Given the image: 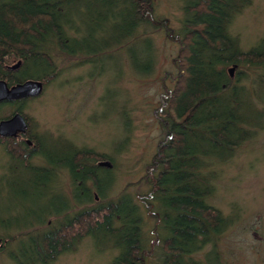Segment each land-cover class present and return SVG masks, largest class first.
Segmentation results:
<instances>
[{
	"label": "trees",
	"instance_id": "trees-1",
	"mask_svg": "<svg viewBox=\"0 0 264 264\" xmlns=\"http://www.w3.org/2000/svg\"><path fill=\"white\" fill-rule=\"evenodd\" d=\"M187 3L184 27L176 33L168 18H156L154 0H0V79L9 85L30 78L51 82L57 76L54 46L70 56L91 54L100 48L102 38L98 39L96 33H107L111 44L120 45L122 38L111 39L119 31L118 21L121 37H131L139 24H146L165 30L168 38L180 45L173 60L177 68L174 84L164 83L166 92L159 103V111L165 115L161 124L166 137L159 140L143 176L132 183H143L148 191L133 195L125 190L105 205L96 202L93 208L71 216L64 210L60 214L65 220L47 232L33 231L35 236L20 248L11 246L14 237L3 236L0 257H8L13 264H51L76 249L85 237H94L118 250L111 264L223 263L215 243L206 251L205 259L200 258L232 221L210 202L218 179L213 165L228 160L239 145L264 128V110L253 109L251 103V96L256 98L257 92L247 83L239 84L240 74L234 81L228 67L264 65V40L244 51L229 29L234 16L251 0ZM100 8H109V14ZM91 10L99 19L95 26L90 22ZM76 17L81 18L78 23ZM80 33L85 35L83 41ZM67 39L69 43H65ZM91 41L96 47H91ZM148 42L141 41L149 51L152 45ZM144 57L152 63L151 69L152 57ZM13 60H22L19 68L10 67ZM15 102L4 101L0 107ZM76 156L82 182L78 197H90L92 191L86 184L92 179L100 190L94 168L107 156L92 150H78ZM88 161L94 164L85 165ZM45 194L39 199L41 203ZM56 206L53 203L42 209L47 214L58 211ZM146 215L156 219L151 230L147 229ZM96 246L98 252L103 248Z\"/></svg>",
	"mask_w": 264,
	"mask_h": 264
},
{
	"label": "rangeland",
	"instance_id": "rangeland-1",
	"mask_svg": "<svg viewBox=\"0 0 264 264\" xmlns=\"http://www.w3.org/2000/svg\"><path fill=\"white\" fill-rule=\"evenodd\" d=\"M154 2L156 18H168L176 33H180L187 18V0ZM99 10L108 13L109 8ZM91 11L90 22L95 26L99 19ZM106 20L102 19V22ZM117 27L119 31L111 39L118 41L122 38L121 44H111L107 33L105 36L96 33L98 39L102 38L100 48L91 54L82 52L70 56L54 46L52 53L57 76L47 82L42 94L20 104L35 130L44 135L46 144L65 138L74 142L78 150L98 152L107 156L104 160L112 162L110 170L104 166L94 168L101 191L97 192L94 180L90 179L86 187L91 189L92 195L78 197L79 212L96 205L95 193L101 205L103 198H116L125 190L133 195L147 192L148 188L143 183H132L143 176L145 166L156 153L159 140L166 137L161 124L165 115L159 111V103L166 92L164 83L168 86L174 84L177 68L173 60L180 45L168 38L165 30L153 29L146 24H139L128 38L121 37L119 21ZM229 29L239 40L242 50L258 46L264 40V0H251L234 16ZM147 40L152 45L149 51L141 43ZM90 43L91 47H96L92 41ZM146 54L153 59L151 69L152 63L144 57ZM12 62L10 66L17 63L15 60ZM149 69L148 73L145 72ZM30 70L34 69L30 67ZM239 74L240 80L237 79ZM233 77L234 81L247 83L257 92L256 98L251 96L252 108L264 110V65L241 64ZM17 106H1L0 119L10 116ZM67 149H61L59 153ZM93 164V161L85 162L87 166ZM213 166L217 169L218 179L210 202L222 209L232 221L200 254V258L204 260L206 251L215 243L222 264H264V128L256 130L254 136L239 145L228 160ZM82 192L83 188L79 189L80 195ZM70 193L65 192L66 195ZM17 198L10 195L2 200L3 211ZM145 218L147 229L151 230L156 219L152 215ZM96 244L103 247L100 252ZM116 254L118 250L110 244L85 237L76 249L61 255L51 264H111ZM9 260L2 256L0 264H13ZM150 264L154 263L151 261Z\"/></svg>",
	"mask_w": 264,
	"mask_h": 264
},
{
	"label": "flooded vegetation",
	"instance_id": "flooded-vegetation-1",
	"mask_svg": "<svg viewBox=\"0 0 264 264\" xmlns=\"http://www.w3.org/2000/svg\"><path fill=\"white\" fill-rule=\"evenodd\" d=\"M82 35L80 33L79 36L83 41L85 35ZM69 40H65V43H69ZM20 101L12 104L18 106L10 117L18 112L23 113ZM26 118L28 127L25 132L14 136L0 135V231H3L0 240L6 235L14 237L11 241L14 248H20L21 243L25 246L26 241L35 236L32 235L35 234L33 231L47 232L59 225L66 219L64 210L69 212L66 216L77 214L78 186L82 184L77 168V145L65 138L46 144L44 135L35 130L28 116ZM61 149L67 150L59 153ZM68 191L71 193L66 195ZM43 193L46 196L41 203L39 199ZM10 195L18 198L9 202V207L3 211L1 201ZM95 197L99 202L96 193ZM53 203L59 210L46 214L42 208L51 207Z\"/></svg>",
	"mask_w": 264,
	"mask_h": 264
},
{
	"label": "water",
	"instance_id": "water-1",
	"mask_svg": "<svg viewBox=\"0 0 264 264\" xmlns=\"http://www.w3.org/2000/svg\"><path fill=\"white\" fill-rule=\"evenodd\" d=\"M22 64V60H19L16 64L12 65V69H17ZM238 65L234 64L230 67L229 72L233 77L234 72ZM44 82L39 79H27L21 83L9 85L5 79H0V103L4 101H18L24 100L30 97H36L42 94L44 91ZM28 123L26 117L18 112L10 118L2 119L0 121V135H16L20 132H25ZM100 166L111 168L112 162L109 160H103L99 162Z\"/></svg>",
	"mask_w": 264,
	"mask_h": 264
},
{
	"label": "bare ground",
	"instance_id": "bare-ground-1",
	"mask_svg": "<svg viewBox=\"0 0 264 264\" xmlns=\"http://www.w3.org/2000/svg\"><path fill=\"white\" fill-rule=\"evenodd\" d=\"M65 5V4H64ZM61 9H63L64 11H68V12H71V10H72V8H70V9H65V7H61ZM77 12V11H76ZM71 14V13H70ZM79 20H81V18L80 17H76V21H77V23H78V21ZM19 61V60H18ZM17 61V62H18ZM16 64V63H15ZM11 67V66H10ZM39 80H41V79H39ZM43 81V80H42ZM44 82V86L46 85V82L45 81H43ZM23 114V113H22ZM24 115V114H23ZM26 120H27V123H28V119L26 118ZM28 127V126H27ZM103 201V202H102ZM101 202H102V204H107L108 203V200H105V198H103L102 200H101ZM3 235V231H0V237Z\"/></svg>",
	"mask_w": 264,
	"mask_h": 264
}]
</instances>
